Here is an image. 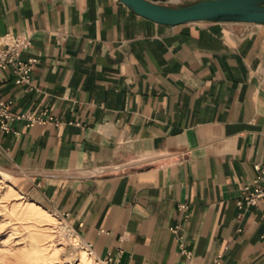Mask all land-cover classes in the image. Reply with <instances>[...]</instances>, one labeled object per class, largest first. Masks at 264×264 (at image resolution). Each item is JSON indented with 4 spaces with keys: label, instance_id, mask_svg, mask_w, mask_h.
Returning <instances> with one entry per match:
<instances>
[{
    "label": "crops",
    "instance_id": "0c3cea01",
    "mask_svg": "<svg viewBox=\"0 0 264 264\" xmlns=\"http://www.w3.org/2000/svg\"><path fill=\"white\" fill-rule=\"evenodd\" d=\"M5 33L37 58L30 84L0 73L10 113L46 120L0 128V168L27 173L30 202L106 264H264V201L242 190L264 169V24L0 0Z\"/></svg>",
    "mask_w": 264,
    "mask_h": 264
},
{
    "label": "rangeland",
    "instance_id": "374dc122",
    "mask_svg": "<svg viewBox=\"0 0 264 264\" xmlns=\"http://www.w3.org/2000/svg\"><path fill=\"white\" fill-rule=\"evenodd\" d=\"M196 1L199 0H165L162 3L176 7ZM26 178L27 173L0 168V264H99L77 259L70 250L69 235H65L63 241L53 224L63 225L65 219L30 202L25 197L27 193L24 195L17 189ZM81 243L84 245L83 241Z\"/></svg>",
    "mask_w": 264,
    "mask_h": 264
},
{
    "label": "water",
    "instance_id": "95a60500",
    "mask_svg": "<svg viewBox=\"0 0 264 264\" xmlns=\"http://www.w3.org/2000/svg\"><path fill=\"white\" fill-rule=\"evenodd\" d=\"M153 21L176 25L195 21L264 24V0H199L183 6L161 4L165 0H120Z\"/></svg>",
    "mask_w": 264,
    "mask_h": 264
},
{
    "label": "built area",
    "instance_id": "2783aa9c",
    "mask_svg": "<svg viewBox=\"0 0 264 264\" xmlns=\"http://www.w3.org/2000/svg\"><path fill=\"white\" fill-rule=\"evenodd\" d=\"M31 44L30 37L23 34L5 33L0 35V73H10L13 75L17 84L28 83L31 81V73L35 63L36 57L22 58V52ZM12 101L10 99L0 98V128L3 131H9V122L14 119L27 118L29 124L36 122L44 123V117H35L29 114H19L13 116L10 113ZM54 117H49L53 119ZM257 170L256 176L251 183H247L242 187L244 191L243 203L246 205H257L260 200L264 201V169L259 165H255ZM242 205V201L238 202ZM181 208H186L185 204L180 205ZM62 217V215H60ZM175 231V228H171ZM264 239V233L261 235ZM90 247V245H89ZM189 253V252H187ZM220 256L213 260L212 264H221ZM111 254L108 253L106 262H111Z\"/></svg>",
    "mask_w": 264,
    "mask_h": 264
},
{
    "label": "bare ground",
    "instance_id": "6f19581e",
    "mask_svg": "<svg viewBox=\"0 0 264 264\" xmlns=\"http://www.w3.org/2000/svg\"><path fill=\"white\" fill-rule=\"evenodd\" d=\"M244 23H248V22H244ZM259 24V23H257ZM8 186V185H7ZM10 187V186H9ZM8 187V188H9ZM11 189V188H9ZM33 203V202H32ZM32 206V205H31ZM34 207V205H33ZM37 208V206H36ZM39 208V207H38ZM32 209V208H31ZM40 211V210H39ZM38 212V211H37ZM42 213V212H41ZM46 213V212H44ZM46 215V214H44ZM49 215V214H48ZM57 216V215H56ZM60 216V215H59ZM61 217V216H60ZM39 218V217H37ZM53 218V216H52ZM62 219H65L62 217ZM48 220V219H47ZM47 222V221H46ZM67 221L65 220L64 221V224L63 225H58L57 222H53L54 226L56 228L59 229V236L61 239H63V241L65 240V235L67 237V235H69V240H68V243H69V246H70V250H72V253L75 255V257L77 259H79L81 262L83 261H97V259L95 258L93 252L90 250V248L88 247V245L83 241L84 245L81 243V238L79 237V235L75 232L74 228L68 223H66ZM61 223V222H60ZM51 225V224H50ZM68 231V232H67ZM62 241V242H63ZM53 249H54V246H53ZM56 251V250H55ZM51 253V252H50ZM49 253V254H50ZM53 253V252H52ZM51 253V254H52ZM57 253V251L55 252ZM54 254V253H53ZM79 262V263H81ZM99 264H106L105 262H100L98 261ZM91 264H95V263H91ZM97 264V263H96Z\"/></svg>",
    "mask_w": 264,
    "mask_h": 264
},
{
    "label": "trees",
    "instance_id": "16d2710c",
    "mask_svg": "<svg viewBox=\"0 0 264 264\" xmlns=\"http://www.w3.org/2000/svg\"><path fill=\"white\" fill-rule=\"evenodd\" d=\"M187 5V4H186ZM176 7H178V6H176Z\"/></svg>",
    "mask_w": 264,
    "mask_h": 264
}]
</instances>
